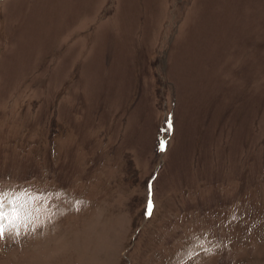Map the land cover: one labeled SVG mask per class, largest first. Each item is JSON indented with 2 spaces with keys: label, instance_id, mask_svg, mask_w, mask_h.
<instances>
[{
  "label": "rangeland",
  "instance_id": "374dc122",
  "mask_svg": "<svg viewBox=\"0 0 264 264\" xmlns=\"http://www.w3.org/2000/svg\"><path fill=\"white\" fill-rule=\"evenodd\" d=\"M0 192V264H264V0H0Z\"/></svg>",
  "mask_w": 264,
  "mask_h": 264
},
{
  "label": "snow or ice",
  "instance_id": "6c2138e0",
  "mask_svg": "<svg viewBox=\"0 0 264 264\" xmlns=\"http://www.w3.org/2000/svg\"><path fill=\"white\" fill-rule=\"evenodd\" d=\"M161 150H163V145H162V147H161ZM0 197H3L4 199H6V194H4L3 192H0ZM4 199H0V209L3 208ZM151 207H152V205H151V201H149V209H148L149 214H150V212H151Z\"/></svg>",
  "mask_w": 264,
  "mask_h": 264
}]
</instances>
